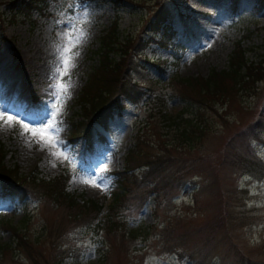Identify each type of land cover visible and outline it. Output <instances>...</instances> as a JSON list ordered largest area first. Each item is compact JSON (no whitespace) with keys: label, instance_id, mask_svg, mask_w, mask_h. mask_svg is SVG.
<instances>
[{"label":"rangeland","instance_id":"obj_1","mask_svg":"<svg viewBox=\"0 0 264 264\" xmlns=\"http://www.w3.org/2000/svg\"><path fill=\"white\" fill-rule=\"evenodd\" d=\"M161 1L170 8L164 23L172 36L167 46L148 43L141 54L149 60L165 59L164 72L141 57L143 66L136 67L135 78L147 73L158 81L149 87L143 81L135 103L121 97L125 103L121 113L113 110L106 127L94 124L96 133L87 144L82 138L69 140L68 132L71 123L82 118L75 100L96 63L91 50L98 35L115 18L119 37L137 32L147 36V16L159 0H35L28 16L10 8L9 0H0V142L6 165L44 179L66 173V190L81 198H96L102 203L99 217L103 218L118 188L113 171L123 169L128 151L144 140L141 146L147 152H160L158 144L174 136L158 114L153 116L160 106L173 114L183 105L174 78L205 76L212 68L226 67L236 40L245 48L247 60L258 59L264 51V2L260 0ZM254 85L253 92L240 90L230 103L206 110L211 131L192 148L170 150L174 158H184L186 168L202 165L199 175L191 176L170 196L151 193L138 210L131 205L121 212L123 226L138 232L134 239H113L109 250L94 225L74 226L61 240L52 233L65 251L61 264H192L187 255L191 250L218 264V256L232 258L233 247L264 257V131H258L260 125L264 127V79ZM49 124L54 125L49 133L33 135L31 129ZM254 134L258 139L251 138ZM243 149L249 152L244 156L259 178L236 170L233 162L242 154L234 151ZM138 160L136 156L133 162ZM143 169L138 166L134 172ZM62 214V209L29 195L0 194V221L23 224L36 239L32 249L39 258H50L53 250L45 234L50 224L52 231L62 225ZM177 238L185 246L179 251L182 255L162 251ZM11 240L9 231L0 228V245L8 241L12 245ZM104 251L109 252L102 263ZM5 259L9 260L4 257L2 262ZM6 263L32 264L24 252L15 250Z\"/></svg>","mask_w":264,"mask_h":264},{"label":"trees","instance_id":"obj_2","mask_svg":"<svg viewBox=\"0 0 264 264\" xmlns=\"http://www.w3.org/2000/svg\"><path fill=\"white\" fill-rule=\"evenodd\" d=\"M16 1L18 4H15ZM260 1L264 2V0ZM9 4L10 8L16 7V12L28 16L29 9L35 5V0H9ZM169 16L170 8L159 0L157 6L147 16V36H140V32H137L119 37L115 18L109 26L100 32L97 46L91 50L96 56V63L88 72L75 100L82 118L71 123L68 132L69 140L82 138L89 144L88 142L96 133L93 131L94 124L106 127L107 120L112 117L113 110L116 111V115L121 113L125 107V103L120 100L121 97L135 103L142 94L141 89L145 85H143V81H147L148 87L158 81V78L147 77V73L138 79L133 74L137 73L136 67L143 66L138 61L141 57L144 62L154 65L159 72H164L165 59L149 60L142 56L141 51L148 43H156L161 47L168 45L172 31L170 26L164 22L169 20ZM244 52L245 48L236 40L228 54L226 67L212 68L205 76L189 75L174 78V83L178 86L177 96L184 101L183 105L173 114H168L162 110L161 106L157 112H153V116L158 114V117H161L164 126L172 128L174 136L169 142L161 141V145L157 143L160 152H147L146 148L141 146V142L144 140H138L135 146L128 151L123 169L113 171L116 175L115 180H117L118 188L106 204L103 218L99 217L102 203L96 198H81L66 190V173L60 172L52 178L44 179L32 171L23 174L17 170L15 165H6L3 161L5 148L0 142V194L29 195L48 202L63 211L62 225L55 227L53 231V224L47 228L48 232L45 234L47 243L53 251L50 258L45 259L39 258L40 255L32 249L36 239L26 233L23 224H11L8 220H1L0 228L9 231L13 244L10 245V241H8L0 245V264H7L6 262L10 261V257H13V250L18 253L24 252L32 264H43L48 259L51 264H61L66 256L65 251L59 246L62 243L54 242L52 233H54V237L59 236L61 240L74 226L94 225L96 231H100L102 241L108 244L109 250L114 246L113 239H120V242H129L134 239L138 232L135 228L126 229L123 226L121 212L126 208H132L131 205H134L138 210L151 193L157 197L161 193L170 196L172 192H177L191 176L199 175L202 169V165L197 168L196 166L186 168L184 158L177 159L170 154L172 147L192 148L203 135L211 131L212 120L209 115H205L206 110H214L217 105L223 106L230 101V97L239 96L238 91L240 90L253 92L254 82L264 79V51L254 61L247 60ZM134 86L139 90L134 89ZM258 131L260 133L264 131L263 125H260ZM167 133L169 132L165 130L164 134ZM257 137L254 134L251 138L258 139ZM174 139H176L175 142ZM242 147L246 148L245 145ZM230 151H232L231 148ZM234 153L242 154L238 161L233 162L236 170L241 174L259 178L258 172L253 169L254 164L244 156L250 155L247 154L249 152L243 149L239 152L234 151ZM136 156L139 160L134 163L133 160ZM251 157L254 156L251 155ZM138 166H143L144 169L134 172ZM195 199L193 198L194 201ZM176 213L177 215L174 214V216L178 218L180 214ZM169 221L165 222L169 224ZM175 241L176 239L162 248V251L176 252L182 255L179 251L185 247L184 243L180 238ZM259 246L261 247V245ZM232 251L230 259L218 256V264H264V257L261 253L262 256L258 255L255 258V255L250 254V251L244 247H233ZM106 252H103L102 263H105L107 259ZM6 254L8 255L5 256ZM187 255L192 264H203L209 259L205 255H197V250H191ZM4 257H8L9 260L5 259L2 262ZM221 259L226 261L223 263ZM206 264L211 263L206 262Z\"/></svg>","mask_w":264,"mask_h":264},{"label":"snow or ice","instance_id":"obj_3","mask_svg":"<svg viewBox=\"0 0 264 264\" xmlns=\"http://www.w3.org/2000/svg\"><path fill=\"white\" fill-rule=\"evenodd\" d=\"M66 51H70V49H66ZM64 64H65V67H67V65H68V60L67 59L64 61ZM8 119L11 120L12 117H9ZM25 128H27V125H25ZM53 128H54V125L49 124L47 128L31 129V131H32L33 135H36V134L39 133V134H41L43 136L44 134L49 133V131L52 130ZM48 141L49 142L51 141V137L50 136L48 137Z\"/></svg>","mask_w":264,"mask_h":264}]
</instances>
